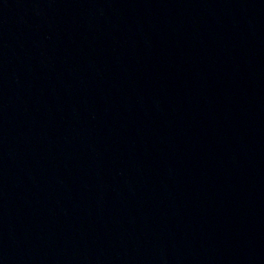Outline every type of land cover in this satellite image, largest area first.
<instances>
[{
	"label": "water",
	"instance_id": "water-1",
	"mask_svg": "<svg viewBox=\"0 0 264 264\" xmlns=\"http://www.w3.org/2000/svg\"><path fill=\"white\" fill-rule=\"evenodd\" d=\"M0 264H264V0H0Z\"/></svg>",
	"mask_w": 264,
	"mask_h": 264
}]
</instances>
